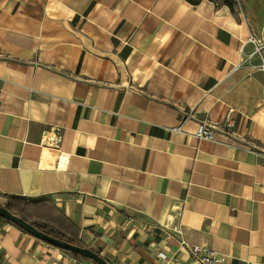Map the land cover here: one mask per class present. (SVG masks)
<instances>
[{"label": "crops", "instance_id": "0c3cea01", "mask_svg": "<svg viewBox=\"0 0 264 264\" xmlns=\"http://www.w3.org/2000/svg\"><path fill=\"white\" fill-rule=\"evenodd\" d=\"M260 42L264 0H0V193L109 264H264ZM0 264L94 263L0 216Z\"/></svg>", "mask_w": 264, "mask_h": 264}, {"label": "trees", "instance_id": "16d2710c", "mask_svg": "<svg viewBox=\"0 0 264 264\" xmlns=\"http://www.w3.org/2000/svg\"><path fill=\"white\" fill-rule=\"evenodd\" d=\"M195 4L199 0H188ZM6 199L4 207L13 215L53 238L62 240L74 246H82L77 228L67 221L57 210L49 205L48 198L43 196L28 197L18 194H2ZM98 254V253H97ZM75 258H84L72 253ZM94 263V262H93ZM96 264V263H94Z\"/></svg>", "mask_w": 264, "mask_h": 264}, {"label": "built area", "instance_id": "2783aa9c", "mask_svg": "<svg viewBox=\"0 0 264 264\" xmlns=\"http://www.w3.org/2000/svg\"><path fill=\"white\" fill-rule=\"evenodd\" d=\"M249 40L256 41L255 37L253 35L249 36ZM264 47V43H259V48L257 50H260ZM260 68L264 69V61L260 64ZM264 103V102H263ZM232 110L229 109V112L227 113V116L225 118L226 122H228V125H231L232 122L230 118V112ZM191 114H187L183 120H181L175 127L172 128L173 131L178 132L182 128L183 122L190 116ZM194 135L199 139H206V140H212L215 136V130L214 125L207 123V122H199L196 128V131L194 132ZM172 230L174 232H178V229L176 226L172 227ZM180 244L184 245L188 251L190 252L191 256L195 260L197 264H228L227 259L221 255H218L215 251L211 250L210 248H207L206 246L199 244V243H185L183 241L180 242ZM161 255V254H160ZM162 256V255H161ZM163 257V256H162Z\"/></svg>", "mask_w": 264, "mask_h": 264}, {"label": "water", "instance_id": "95a60500", "mask_svg": "<svg viewBox=\"0 0 264 264\" xmlns=\"http://www.w3.org/2000/svg\"><path fill=\"white\" fill-rule=\"evenodd\" d=\"M0 216L9 222L17 225L27 233L33 235L34 237L51 244L55 247L61 248L63 250H67L72 253H77L82 257L88 258L96 264H109L105 258H103L100 254L92 251L90 248L74 246L62 240L53 238L43 232H40L35 227L24 221L22 218H19L13 214H11L4 206L0 205Z\"/></svg>", "mask_w": 264, "mask_h": 264}, {"label": "rangeland", "instance_id": "374dc122", "mask_svg": "<svg viewBox=\"0 0 264 264\" xmlns=\"http://www.w3.org/2000/svg\"><path fill=\"white\" fill-rule=\"evenodd\" d=\"M228 2H231V3H234L235 2V0H227Z\"/></svg>", "mask_w": 264, "mask_h": 264}]
</instances>
